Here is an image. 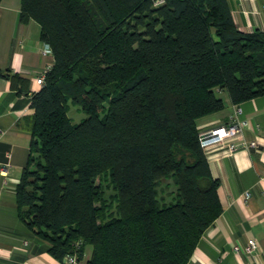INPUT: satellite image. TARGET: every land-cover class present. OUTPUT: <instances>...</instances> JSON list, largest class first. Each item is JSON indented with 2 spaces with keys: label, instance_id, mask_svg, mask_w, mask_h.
I'll return each instance as SVG.
<instances>
[{
  "label": "trees",
  "instance_id": "1",
  "mask_svg": "<svg viewBox=\"0 0 264 264\" xmlns=\"http://www.w3.org/2000/svg\"><path fill=\"white\" fill-rule=\"evenodd\" d=\"M30 18L54 58L31 99L20 218L60 259L187 264L224 209L198 119L224 108L221 89L264 95V29H239L229 0H21Z\"/></svg>",
  "mask_w": 264,
  "mask_h": 264
},
{
  "label": "crops",
  "instance_id": "2",
  "mask_svg": "<svg viewBox=\"0 0 264 264\" xmlns=\"http://www.w3.org/2000/svg\"><path fill=\"white\" fill-rule=\"evenodd\" d=\"M239 29H264V0H229ZM21 0H0V68L22 79L0 75V163L10 161L7 174L0 173V264H64L49 251L17 210L16 190L31 152L32 95L41 85L37 77L54 55L43 53L41 25L20 19ZM220 94L225 106L198 119L200 133L232 120L235 107L246 140L260 139L258 147L239 145L233 153L208 157L212 174L220 178L222 213L203 233L187 264H264V95L233 102L227 90ZM8 153L11 155L8 156ZM249 193L246 196V193ZM254 236L257 248L236 252L234 244L246 245ZM91 249L87 247L85 264Z\"/></svg>",
  "mask_w": 264,
  "mask_h": 264
},
{
  "label": "built area",
  "instance_id": "3",
  "mask_svg": "<svg viewBox=\"0 0 264 264\" xmlns=\"http://www.w3.org/2000/svg\"><path fill=\"white\" fill-rule=\"evenodd\" d=\"M166 0H152L155 6L162 5ZM43 53L53 54V49L50 43L44 42ZM52 62L46 64L37 77V82L43 85L46 79L48 71L51 69ZM241 111V107L236 106L234 113L232 115V120L227 124L212 127L209 130L201 132V143L208 157L213 155H229L237 149L239 145H248L253 147H258L260 139L258 136L252 140H246L243 138V129L248 126V121L245 119H240L238 113ZM11 154L8 153V156ZM10 166V161L0 163V173L7 174L8 168ZM264 179V173L262 176ZM249 193H246L248 196ZM236 252L244 251L246 253H251L257 248V241L254 236L248 238L246 245H241L236 243L233 246ZM1 252V247H0ZM79 259L77 253H67L64 256V264H78Z\"/></svg>",
  "mask_w": 264,
  "mask_h": 264
},
{
  "label": "rangeland",
  "instance_id": "4",
  "mask_svg": "<svg viewBox=\"0 0 264 264\" xmlns=\"http://www.w3.org/2000/svg\"><path fill=\"white\" fill-rule=\"evenodd\" d=\"M69 114L70 116L72 117V119L76 122L80 121L82 118H84L87 113L85 111H83L82 108H80L79 105L73 103V102H70V106H69ZM175 186L174 185H171V187L168 188V190H174ZM107 191L110 192L111 189L110 188H107ZM108 192H107V195H108ZM168 197H170L168 195Z\"/></svg>",
  "mask_w": 264,
  "mask_h": 264
}]
</instances>
